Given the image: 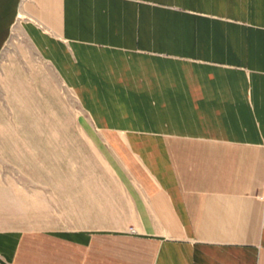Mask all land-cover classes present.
<instances>
[{"label":"crops","instance_id":"obj_1","mask_svg":"<svg viewBox=\"0 0 264 264\" xmlns=\"http://www.w3.org/2000/svg\"><path fill=\"white\" fill-rule=\"evenodd\" d=\"M21 39L68 91L3 71L0 264H264V0H0Z\"/></svg>","mask_w":264,"mask_h":264},{"label":"rangeland","instance_id":"obj_2","mask_svg":"<svg viewBox=\"0 0 264 264\" xmlns=\"http://www.w3.org/2000/svg\"><path fill=\"white\" fill-rule=\"evenodd\" d=\"M14 44H15L14 42L8 41L0 54V108H4L6 112L8 111V113L11 114L10 113L11 107L7 100V93H6L5 87L3 86V79H2L3 71L5 70V67L8 64L7 62L10 61V59H13V61H16V60L19 61V65L21 66L23 72L25 73L26 78H28L27 81L30 84H33V81H31L30 79L31 71L29 70V68L34 69L38 66L39 68L41 67L47 70L48 75L52 77L49 82L52 85H54L59 91H63V92L68 91V89H66V87L59 82V80L54 78L55 76L53 77L52 72L46 67V65H43L39 62V59L35 56L34 51L22 39L18 43L19 44L18 49L17 47H15ZM21 56L25 57V60L22 59ZM70 96H68L67 100L72 110V114L74 118L73 120H74V125H75L76 124L75 120H76V117L79 116L80 109H79L76 97L74 95H72L71 97ZM75 129L76 128H74V131ZM5 166L4 168H6V170H4L2 173L3 179L12 178L13 180L15 179L17 182L20 177L22 178V173L18 172L16 168H13L12 166H9V165L6 167ZM19 184L22 185V181H19Z\"/></svg>","mask_w":264,"mask_h":264},{"label":"built area","instance_id":"obj_3","mask_svg":"<svg viewBox=\"0 0 264 264\" xmlns=\"http://www.w3.org/2000/svg\"><path fill=\"white\" fill-rule=\"evenodd\" d=\"M258 197H259L261 200L264 201V190H263V192H262L261 194L258 195Z\"/></svg>","mask_w":264,"mask_h":264}]
</instances>
